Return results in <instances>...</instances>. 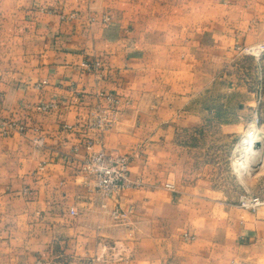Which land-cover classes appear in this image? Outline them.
Masks as SVG:
<instances>
[{"label":"crops","instance_id":"0c3cea01","mask_svg":"<svg viewBox=\"0 0 264 264\" xmlns=\"http://www.w3.org/2000/svg\"><path fill=\"white\" fill-rule=\"evenodd\" d=\"M262 41L264 0H0V121L26 128L0 133V264H264V207L213 192L184 139L222 110L193 99L211 94L217 67ZM94 59L98 72L82 69ZM99 93L118 101L102 147L130 154L139 183L109 197L80 171ZM40 101L57 107L39 113Z\"/></svg>","mask_w":264,"mask_h":264},{"label":"rangeland","instance_id":"374dc122","mask_svg":"<svg viewBox=\"0 0 264 264\" xmlns=\"http://www.w3.org/2000/svg\"><path fill=\"white\" fill-rule=\"evenodd\" d=\"M72 13L76 15L75 18L66 22L79 18L78 13ZM105 16L110 20L108 15H103L100 18L90 16L88 21L92 24H107L109 20L102 21ZM260 43L264 41L237 48L233 59L223 63L220 68L217 67L216 76L221 79L212 84L211 94H197L193 99L196 106L199 102H204L213 107L221 105L222 110L217 115L207 116L205 126L187 134L188 138L187 135L184 136L187 144L196 149L197 160L209 165L207 174L215 189L213 192L224 194L237 207L239 197L244 194H250L264 202V53L257 58L245 50ZM220 71L221 75L218 74ZM228 122L238 124L233 133L227 134L220 126ZM255 130L261 136V155L251 159L246 173L241 175L233 160L235 150L239 140L246 133ZM261 207L264 205L257 209ZM124 225L121 223L120 226L129 227ZM73 261L75 260L62 257L59 264H70Z\"/></svg>","mask_w":264,"mask_h":264},{"label":"built area","instance_id":"2783aa9c","mask_svg":"<svg viewBox=\"0 0 264 264\" xmlns=\"http://www.w3.org/2000/svg\"><path fill=\"white\" fill-rule=\"evenodd\" d=\"M75 14L70 13L62 16V19L69 21L75 18ZM108 17H103L102 21H108ZM248 53L256 55L258 58L264 53V43L257 44L252 47L245 48ZM103 64L100 60L83 61L81 67L86 72H98ZM45 84V82L41 83ZM37 87H40L38 84ZM99 97L106 103L101 105L98 103L94 107L88 109V118L86 122L87 128L95 132L97 138L94 140L86 139L83 143L85 156L80 164V171L84 177V184L90 191H94L103 197H109L112 194L118 195L123 189L135 187L139 185L137 180H131L129 177V164L131 161L130 154L108 153L102 147V135L109 131L116 122L118 111L115 106L117 99L110 93H99ZM57 107L54 102L40 101L35 109L39 113H47ZM257 122V121H255ZM12 132L25 133L26 128L23 124L14 120L4 119L0 121V133L4 136ZM33 145L37 148L44 146L45 139L37 136L31 139ZM166 188L173 189V185L166 184ZM239 207L255 211L259 206L264 205L259 198L250 194L241 195L238 199ZM72 215L77 213L71 210ZM111 217L115 221L122 222L125 220L126 212L120 208L111 211ZM185 239H190L189 234H184Z\"/></svg>","mask_w":264,"mask_h":264},{"label":"bare ground","instance_id":"6f19581e","mask_svg":"<svg viewBox=\"0 0 264 264\" xmlns=\"http://www.w3.org/2000/svg\"><path fill=\"white\" fill-rule=\"evenodd\" d=\"M260 138L259 132L255 130L246 133L239 140L233 160L241 175L246 173L249 161L261 155Z\"/></svg>","mask_w":264,"mask_h":264}]
</instances>
